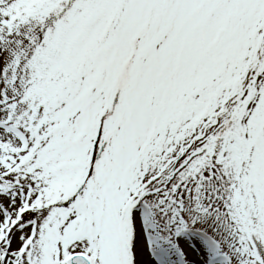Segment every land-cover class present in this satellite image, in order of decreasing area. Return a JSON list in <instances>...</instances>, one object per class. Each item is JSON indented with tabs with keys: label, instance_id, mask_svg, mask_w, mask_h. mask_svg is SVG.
Masks as SVG:
<instances>
[{
	"label": "snow or ice",
	"instance_id": "1",
	"mask_svg": "<svg viewBox=\"0 0 264 264\" xmlns=\"http://www.w3.org/2000/svg\"><path fill=\"white\" fill-rule=\"evenodd\" d=\"M0 264H264V0H0Z\"/></svg>",
	"mask_w": 264,
	"mask_h": 264
}]
</instances>
